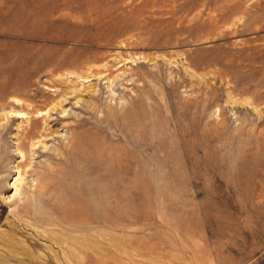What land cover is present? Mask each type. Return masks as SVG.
I'll list each match as a JSON object with an SVG mask.
<instances>
[{
  "label": "rangeland",
  "instance_id": "1",
  "mask_svg": "<svg viewBox=\"0 0 264 264\" xmlns=\"http://www.w3.org/2000/svg\"><path fill=\"white\" fill-rule=\"evenodd\" d=\"M8 82L0 264H264V0H0Z\"/></svg>",
  "mask_w": 264,
  "mask_h": 264
},
{
  "label": "bare ground",
  "instance_id": "2",
  "mask_svg": "<svg viewBox=\"0 0 264 264\" xmlns=\"http://www.w3.org/2000/svg\"><path fill=\"white\" fill-rule=\"evenodd\" d=\"M59 13V12H58ZM57 14V13H56ZM110 36L111 37H119L120 36V32H119V30L117 31V30H111L110 31ZM103 62V61H102ZM104 65V64H103ZM107 65V64H106ZM105 65V66H106ZM105 66H103V67H105ZM87 68H89V67H87ZM71 69V68H70ZM91 69V67L89 68V70ZM106 69V68H105ZM88 69H86V71H87ZM57 71V70H56ZM67 72V71H66ZM90 72V71H89ZM92 72V71H91ZM106 72V71H105ZM73 73H74V71H73ZM100 73V72H99ZM57 75H58V73H57ZM74 75V74H73ZM63 76V75H62ZM77 76V75H76ZM56 77V76H55ZM61 77V76H60ZM109 79V78H108ZM9 82H11V81H9ZM7 83V84H1V86H0V88L1 89H3V93L4 94H16V93H21V91L23 90V85L20 83L18 86H9V84L10 83ZM9 86V87H8ZM13 100H15V98L13 99ZM10 101V100H9ZM8 102V101H7ZM13 102V101H12ZM15 102H16V100H15ZM23 103V102H22ZM28 104V103H27ZM2 107V106H1ZM56 107H57V105H56ZM55 108V107H54ZM2 109V108H1ZM50 110H51V108H50ZM36 113H37V115H38V113H39V111H36ZM16 114H20L19 112L18 113H16ZM23 114V113H22ZM40 130H42V131H44V129L41 127V126H28L27 128H26V130H25V133H23L22 134V137H23V139L24 140H33L35 137H38L39 135H40ZM90 209V208H89ZM89 215V214H88ZM85 219H90V218H88V217H86V216H84V215H82V214H77V215H75L74 216V219H73V221H71L73 224H80V221L82 222L83 220H85ZM72 225V224H71ZM73 226V225H72ZM83 229V228H82ZM90 237V236H89ZM10 257V256H9ZM8 257V258H9ZM3 263V262H2Z\"/></svg>",
  "mask_w": 264,
  "mask_h": 264
}]
</instances>
